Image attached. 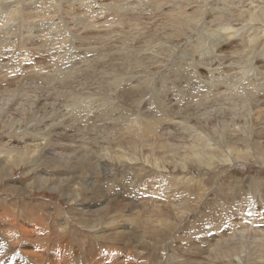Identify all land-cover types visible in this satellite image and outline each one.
<instances>
[{
  "label": "rangeland",
  "instance_id": "obj_1",
  "mask_svg": "<svg viewBox=\"0 0 264 264\" xmlns=\"http://www.w3.org/2000/svg\"><path fill=\"white\" fill-rule=\"evenodd\" d=\"M42 6L46 10L37 13ZM20 11L32 12V18ZM263 17L264 0H0V143L39 140L40 125L28 118L16 125L20 118L13 111H38L44 103L56 127L50 128L48 149L63 160L70 155L69 166L47 171L53 178L62 173L58 182L71 186L68 196L80 192L71 202L59 190L38 187L35 171L25 173L27 163L0 178V264H238L236 255L218 256L213 247L235 245L240 236L242 243L258 241L264 234L257 230L264 228V159L251 150L264 142ZM248 36L256 38L249 42ZM199 46L205 49L200 54ZM20 52L33 54L10 59ZM135 79L151 81L150 88H160L158 96L128 99L124 92L138 87ZM160 98L164 106L157 105ZM140 108L147 117L161 119L165 112L171 120L162 119L157 134L140 139L130 122ZM193 131L200 144L190 142ZM211 142L213 151L232 158L205 164L197 156L210 153ZM227 146L247 155L236 157ZM84 169L86 177L78 178ZM126 178L135 180L134 189H124ZM236 218L243 231L215 236L221 233L215 222L225 231ZM125 225L138 236L108 239ZM245 252L241 264H264V257Z\"/></svg>",
  "mask_w": 264,
  "mask_h": 264
},
{
  "label": "bare ground",
  "instance_id": "obj_2",
  "mask_svg": "<svg viewBox=\"0 0 264 264\" xmlns=\"http://www.w3.org/2000/svg\"><path fill=\"white\" fill-rule=\"evenodd\" d=\"M45 3V2H44ZM27 8H28V6H27ZM30 8V7H29ZM15 10V9H14ZM14 10H13V12H14ZM26 10V9H25ZM44 10H46L45 9V7H39L38 8V10H37V13H41L42 11H44ZM35 11V10H34ZM7 12V11H6ZM10 12V11H9ZM16 12V11H15ZM19 12V11H18ZM21 12V15H22V17L23 18H32L31 16H30V14L32 13V12H29V11H25V13H24V11H20ZM23 12V13H22ZM66 12V11H65ZM58 14V13H57ZM20 15V16H21ZM34 15V14H33ZM27 16V17H26ZM12 17V16H11ZM21 17V18H22ZM36 17V16H35ZM52 17V16H51ZM253 17H255L254 19H256V16L255 15H252V19H253ZM22 18V19H23ZM264 18V17H263ZM192 19V18H191ZM16 20V19H15ZM14 21V20H13ZM186 22H188V25H189V23H190V21L188 20V21H186ZM4 24V23H3ZM60 27V26H59ZM146 28V27H145ZM19 33V32H18ZM184 33V32H183ZM21 34V33H20ZM185 34V33H184ZM258 36V35H257ZM123 37V36H122ZM139 37V36H138ZM249 37V36H248ZM142 38V37H141ZM250 39H249V42H251L252 40H254L256 37L254 36V37H249ZM19 39V38H18ZM131 42V41H130ZM20 43V42H19ZM24 43V42H23ZM107 44V43H106ZM21 46V45H20ZM22 48V47H21ZM128 48V47H127ZM198 48V50H199V54H200V52H204L205 51V49H201L200 50V46L199 47H197ZM123 50V49H122ZM208 51V50H207ZM252 51V49H250L248 52H246L247 54H249L250 52ZM127 52V51H126ZM29 53V56L31 55V54H33V52H25V53H23L24 55H26V54H28ZM108 53V52H107ZM22 54V52H20V53H18L17 54V56H16V54H14V56L13 57H11L10 59L12 60V61H14L15 59L18 61V62H20L21 60H23V59H26L27 57H21V55H23ZM100 55V54H99ZM121 55V54H120ZM140 55H141V53H140ZM28 56V57H29ZM108 56V55H107ZM201 56V55H200ZM10 57V56H9ZM34 57V56H33ZM100 57V56H99ZM57 58V57H56ZM119 58V57H118ZM147 58V57H146ZM254 57H252V59H253ZM9 59V60H10ZM30 59V58H29ZM149 59V58H148ZM200 59H201V57H200ZM118 60V59H117ZM159 60V59H158ZM16 61V62H17ZM115 61V60H114ZM119 61V60H118ZM117 61V62H118ZM122 61V60H121ZM136 61H138V60H136ZM154 61V60H153ZM102 62V61H101ZM105 62V61H104ZM125 62V61H124ZM123 62V63H124ZM127 62V61H126ZM251 62V61H250ZM15 63V62H14ZM114 63V62H113ZM122 63V64H123ZM133 63H135V60H134V62ZM158 63V62H157ZM121 64V65H122ZM138 64V63H137ZM11 65V64H10ZM106 65V64H105ZM124 65V64H123ZM250 65V64H249ZM111 66V65H110ZM114 66H116V65H114ZM113 66V67H114ZM120 66V65H119ZM119 66H117V67H119ZM130 66V65H129ZM140 66V65H139ZM152 66V65H151ZM251 66V65H250ZM10 67V66H9ZM112 67V68H113ZM148 67V66H147ZM246 67V66H245ZM252 67H254L253 65H252ZM108 68V67H107ZM112 68H111V70H112ZM209 68V67H208ZM158 70V69H157ZM62 72V71H61ZM5 73V72H4ZM210 73H212V72H210ZM213 74V73H212ZM86 76V75H85ZM58 77H60V76H58ZM173 77V76H172ZM166 78V77H165ZM140 79V78H139ZM139 79H135L134 80V82L136 83V85L138 86V87H133V88H128L124 93H127L126 94V97L128 98V99H131V100H137V101H139V102H141V100L140 99H143V98H145V96L146 95H148L149 93H152L153 95L155 94L156 96H158V94H157V92H158V89H160V88H158V87H153V88H150L149 86H148V82L150 83L151 81H148V82H146V80H145V82L143 83V82H139V81H137V80H139ZM166 80H167V78H166ZM17 81V80H16ZM141 81V80H140ZM154 81V80H153ZM172 81V80H171ZM246 81V80H245ZM248 81V83L249 84H251V85H254V81H251V79H248L247 80ZM56 82V81H55ZM187 82V81H186ZM185 82V83H186ZM25 83V82H24ZM29 83V82H28ZM96 83V82H95ZM72 84H74V83H72ZM164 84V83H163ZM165 84H166V82H165ZM190 84V83H189ZM237 84V83H236ZM44 85H45V83H44ZM77 85V84H76ZM106 85V84H105ZM139 85H142V86H139ZM155 85V84H154ZM162 85V84H161ZM182 85H184L183 83H182ZM238 85V84H237ZM236 85V86H237ZM37 86V85H36ZM46 86H48V85H46ZM163 86H166V85H163ZM50 87V86H49ZM75 87V86H74ZM73 87V88H74ZM186 87H188V86H186ZM189 88H191V87H189ZM48 89V88H47ZM46 89V90H47ZM49 90V89H48ZM164 90V89H163ZM45 91V90H44ZM59 91V90H58ZM71 91V90H70ZM101 91V90H100ZM102 91H103V89H102ZM105 91V90H104ZM48 92V91H47ZM46 92V93H47ZM53 92V91H52ZM75 92V91H74ZM107 92V91H106ZM112 92V91H111ZM164 92H166V91H164ZM136 93V95H134ZM138 93V94H137ZM42 94V93H41ZM70 94V93H69ZM93 94V93H92ZM96 94H98V93H95L94 95H96ZM163 94V93H162ZM161 94V95H162ZM51 95V94H50ZM86 95V94H85ZM91 95V94H90ZM42 96V95H41ZM83 96H84V94H83ZM87 96V98H88V96H89V94L88 95H86ZM100 96V95H99ZM80 97V96H79ZM78 97V98H79ZM97 96H95L94 98H96ZM148 97V96H147ZM63 98V97H62ZM61 98V99H62ZM86 98V97H85ZM159 98V97H158ZM1 99H3V98H1ZM13 99V98H12ZM56 99V98H55ZM80 99H82V98H80ZM119 99V98H118ZM126 99V98H125ZM44 102L47 100L48 101V97L47 98H45L44 97ZM83 100V99H82ZM94 102H97L98 103V101H95L94 99H92ZM92 100H90L89 102H91V103H93L92 102ZM98 100V99H97ZM100 100V99H99ZM104 100V99H103ZM9 101V100H8ZM35 101H37V100H35ZM39 101V100H38ZM157 101H158V103H157V105H160V106H164V104H166V102L164 101V99H162V98H160V99H157ZM170 101V100H169ZM242 101V100H241ZM53 102V101H52ZM51 102V103H52ZM112 102V101H111ZM118 102V101H117ZM136 102V101H135ZM168 102V101H167ZM26 103V102H25ZM40 103V102H39ZM4 104L5 105H7V101L6 102H4ZM20 104V103H19ZM22 104V103H21ZM170 104V103H169ZM24 105H26V104H23V106ZM28 105V104H27ZM60 105V104H59ZM107 105V104H106ZM138 105V104H137ZM140 105V104H139ZM138 105V106H139ZM36 106V105H35ZM87 106V105H86ZM90 106V105H89ZM144 106V105H143ZM159 106V107H160ZM185 106V105H184ZM7 107L8 108H10V106H8L7 105ZM30 107H32L31 106V104H30ZM83 107H85V106H83ZM140 107V106H139ZM67 108H69L68 106H67ZM71 108H72V106H71ZM31 109V108H30ZM61 109V108H60ZM88 108H85V109H83V111L84 110H87ZM91 109V108H90ZM148 109V108H147ZM80 110H82V109H80ZM160 111H164V109H159ZM176 110V109H175ZM5 110H4V107L3 106H0V113H3ZM12 111V110H11ZM56 112V111H55ZM137 112V111H136ZM217 112V111H216ZM249 112V111H248ZM13 113H14V115H16V117H19L20 118V121L19 122H17V124L16 125H21V124H23L24 122H28L27 121V118L29 119V122H32V123H35V124H37V125H40L39 127H38V129H39V140H37V139H35V138H30L28 141H22V143H19V145L17 144H12L11 145V141L10 140H6L5 141V143H0V178H2V177H5L6 175H8V174H12L13 173V170H14V167L16 166V164H21V163H27L28 165H27V167H28V171L27 172H25V173H30V171H35V173H36V182H37V186L38 187H42V186H47V187H49L51 190H59V192H61V193H64L65 194V197H67V199L69 200V201H71V202H73V201H75L77 198H78V196L80 195V192L78 191V188H77V192L75 193V195H69L68 196V190L67 189H69L71 186L70 185H68V183H67V181L66 180H64V179H62V182H58V180L60 181V179H61V175H62V173L61 174H59V172H58V174H57V176L55 177V178H53V177H51L52 175L51 174H49L48 173V168H47V166H49V167H51L52 168V166H53V168L54 169H59V168H61V167H65V165H66V163H68V161H70V159H68V157L70 156H68V157H65L66 158V160H63V158L62 157H60V156H54L53 155V148L51 147V148H49L48 149V146H49V144H50V142H51V140H50V135H51V131H50V128H53V127H55V123H53L52 121H51V119H49L50 118V116L52 115H50V112H48L47 110H46V108L44 107V103H42L41 104V106L39 107V110L38 111H36V109H31L30 111H28L27 109H26V111L23 109V108H19V111L16 113V108H14V111H13ZM27 113H30V114H27ZM87 113V112H86ZM91 113V112H90ZM139 117L136 115V117H138V118H133L130 122H131V126H136V129H133V132H134V134H138L137 135V137H139L140 139H141V137H143L144 138V140H147V134H149V135H155V134H157V128H158V126H160V125H158V124H160V122H161V120L162 119H165V118H168V120H171V118H169L168 117V115L167 114H165V112H164V114L163 113H161V119L160 118H157L156 116L154 117V115H153V117H147L146 115H143L142 113H144V111H142V108H140L139 109ZM186 113V112H185ZM223 112H221V114H222ZM27 114V115H26ZM81 114V113H80ZM79 113H78V115H80ZM83 114V113H82ZM91 114H93V112L91 113ZM174 114V113H173ZM249 114V113H248ZM68 115V114H67ZM84 115V114H83ZM105 115V114H104ZM133 115V114H132ZM246 115V114H245ZM259 115V114H258ZM53 116V115H52ZM86 116V115H85ZM152 116V115H151ZM89 117H91V115L89 116ZM88 117V118H89ZM244 117H247V116H244ZM53 118V117H52ZM83 118V117H82ZM75 119V118H74ZM253 119V118H252ZM15 120V119H14ZM71 120H73V119H71ZM81 120V119H80ZM128 120V119H127ZM16 121V120H15ZM59 121V120H58ZM88 121V120H87ZM108 121V120H107ZM111 121V120H110ZM50 122H52V123H50ZM71 122V121H70ZM74 122V121H73ZM76 122H77V120H76ZM180 122V121H179ZM61 123V122H60ZM95 123V122H94ZM100 123V122H99ZM102 123V122H101ZM180 123H184V125L186 124V121L185 120H183V121H181ZM188 123V122H187ZM54 124V125H53ZM73 124V123H72ZM77 124V123H76ZM130 124V123H129ZM128 124V125H129ZM33 125V124H32ZM56 126H57V124H56ZM126 126V125H125ZM130 126V125H129ZM247 127V126H246ZM248 127H251V125L249 126L248 125ZM90 128H91V126H90ZM89 128V129H90ZM224 128L226 129V125H224ZM21 129V128H20ZM36 129V128H35ZM55 129H56V127H55ZM79 129H81L80 127H79ZM87 129V128H86ZM126 129V128H125ZM127 129H128V127H127ZM129 130V129H128ZM194 130H197V129H194ZM83 131H84V129H83ZM91 131V130H90ZM132 131V130H131ZM162 131V130H161ZM184 131V130H183ZM187 132V131H186ZM195 132H197V131H195ZM248 132H251L252 133V131L251 130H249L248 129ZM262 132V131H261ZM19 133V132H18ZM20 133H22V132H20ZM84 133V132H83ZM104 133V132H103ZM190 133V132H189ZM192 134H187L188 135V137L190 138V140H192V141H190L191 143H193V144H200L199 142H197V138H195V135L197 136V134L196 133H194V131L193 132H191ZM258 133V132H257ZM85 134V133H84ZM203 134V133H202ZM248 134V133H247ZM259 134H260V131H259ZM12 135V134H11ZM108 135V134H107ZM158 135H159V133H158ZM186 135V134H185ZM193 135V136H192ZM13 136V135H12ZM21 136V134L19 135V137ZM36 136V135H35ZM57 136V135H56ZM163 136V135H162ZM249 136H250V134H249ZM258 136V135H257ZM262 136V135H261ZM9 137V136H8ZM151 137V136H150ZM153 137V136H152ZM180 137V136H179ZM187 136H184V138H186ZM201 137V136H200ZM203 137H205V136H203ZM15 138H16V134H15ZM62 138V137H61ZM121 138V137H120ZM157 138L159 139V137L157 136ZM13 139V138H12ZM225 140H227V139H225ZM250 139H246V142H245V146H247L248 145V141H249ZM203 141V140H202ZM215 141V140H214ZM209 142V141H208ZM139 143H140V141H139ZM158 143V142H157ZM156 143V144H157ZM212 143V142H211ZM23 146H22V145ZM154 144V143H153ZM264 142H262V143H260L259 142V145H255L254 146V148L253 149H251V150H253L254 151V153H255V156L257 157V156H259V157H262V159H264L263 157V155H262V148L264 149ZM158 145V144H157ZM250 145V144H249ZM263 147H262V146ZM118 146V145H117ZM140 145H137L136 147H134V151H136V155L138 154L137 153V151H139V153H140V150H138V149H140V147H139ZM152 146V145H151ZM193 146V145H192ZM200 146V145H199ZM209 146L211 147V148H209L210 149V153L208 152V151H206L207 152V154L205 153V154H201V153H199L198 154V158H200V159H206V163L205 164H207V165H211V164H214L215 162H213L214 161V159L217 157V159L218 158H223L224 157V160H226L225 159V156L227 157V160H228V158H232L230 155L228 156V155H226L225 153H222V150L220 151V152H218V153H220V154H218V153H216L215 151H213V149H214V145H213V143L212 144H210L209 143ZM229 146V145H228ZM226 147L227 149H229L230 151H232V152H235L236 153V157H239V156H241L242 158H244L245 156L244 155H247V154H244L245 152L244 151H242L240 148L238 149V148H236V147H231L230 146V148L229 147ZM87 147V146H86ZM109 147V146H108ZM119 147V146H118ZM121 147V146H120ZM119 147V148H120ZM177 148V147H176ZM179 148V147H178ZM177 148V149H178ZM204 148V147H203ZM18 151H17V150ZM75 149V148H74ZM110 149V148H109ZM136 149V150H135ZM192 149V148H191ZM107 152H109L110 153V155L112 156H114V155H117L116 154V152L114 153L112 150H107V149H105ZM176 150V149H175ZM81 151V150H80ZM126 151H129V150H126L125 148H122L121 147V152H123L124 154L126 153ZM172 151V150H171ZM255 151H257V152H255ZM106 152V153H107ZM130 152V151H129ZM189 152V151H188ZM194 152V151H193ZM200 152V151H199ZM118 153V152H117ZM120 153V152H119ZM128 153V152H127ZM195 156L197 155V153H198V150L197 151H195ZM264 153V152H263ZM61 154H64L63 152L61 153ZM124 154H122V155H120V157H119V155H118V158H121ZM134 154V153H133ZM174 155H176V154H174ZM234 155V154H233ZM87 156H88V154H87ZM125 157H127L129 160H135L134 158H137V157H130V155L128 156V154L127 155H124ZM193 156V155H192ZM244 156V157H243ZM89 157V156H88ZM115 157V156H114ZM117 158V157H116ZM195 158V157H194ZM235 158V157H234ZM80 159V158H79ZM82 159H84V158H81L80 160H81V162L82 161H84V160H82ZM126 159V158H125ZM219 159V161H222V160H220ZM261 159V158H260ZM127 160V159H126ZM28 161H30V162H33L32 163V165H29V163H28ZM128 161V160H127ZM185 161V160H184ZM204 161V160H203ZM130 162V161H129ZM70 163V162H69ZM68 163V164H69ZM78 163V162H77ZM80 164V163H79ZM82 165V164H81ZM87 165H89L88 167H91V166H93V165H95L93 162H90L89 164H87ZM186 165V164H185ZM40 166L41 167H44V171H43V173H40ZM66 166H69V165H66ZM84 166V165H83ZM105 166H107V165H105ZM187 166V165H186ZM185 166V167H186ZM78 167V166H77ZM80 167V166H79ZM184 167V168H185ZM71 168H72V166H71ZM84 168V167H83ZM93 168H94V166H93ZM78 169V168H77ZM108 169V168H107ZM85 170V169H84ZM81 170L80 172H81V175H79L78 176V178H80V177H86V175H87V173H88V171H89V169H87V170ZM95 171H96V173H98V174H96L97 176H100L99 174H100V171L98 170V168H95L94 169ZM106 170V169H105ZM79 171V170H78ZM76 172V171H75ZM139 172H140V174H139V178L141 177V172H142V170L140 169L139 170ZM74 173V172H73ZM10 174V175H11ZM136 174L138 175V173L136 172ZM51 175V176H50ZM95 175V176H96ZM70 176V175H69ZM77 177V176H76ZM127 177V176H126ZM133 177V176H132ZM138 177H134V179H138ZM68 178V177H67ZM101 178V177H100ZM99 178V179H100ZM131 178V177H130ZM84 178H82V180H83ZM98 179V178H97ZM122 179V178H121ZM129 178H126V180L127 181H129V183L127 184V185H124L123 187H124V189L126 188V187H130L131 189H134V187H135V185H131L132 184V182L133 181H135V180H132V179H129ZM71 180V179H70ZM92 180V179H91ZM93 180H95L96 181V178L95 179H93ZM104 180V179H103ZM102 180V181H103ZM109 180V182H110V179H108ZM66 181V182H65ZM99 181V180H98ZM107 181V180H106ZM112 181V180H111ZM171 181V180H170ZM188 181H190V179H188ZM255 181V180H254ZM253 181V182H254ZM94 182V181H93ZM108 182V181H107ZM106 182V183H107ZM108 182V183H109ZM121 182V181H120ZM89 184H90V182H88ZM91 183H92V181H91ZM98 182L96 181V184H97ZM137 184H138V182H136ZM25 184H27V187L29 188V190H30V188H31V185L30 184H28V183H25ZM82 186L84 185L83 183H80ZM87 184V183H86ZM94 184V183H93ZM96 184H95V186H96ZM103 184L105 185V182H103ZM114 184V183H113ZM136 184V185H137ZM81 185H80V187H81ZM108 185V184H107ZM112 185V184H111ZM111 185H110V187H111ZM141 185H142V183H141ZM177 185V184H176ZM189 182L186 184V186L187 187H189ZM91 187H90V189H92L93 187H94V185H90ZM109 186V185H108ZM172 186V185H171ZM79 187V188H80ZM87 187V186H86ZM117 187V186H116ZM119 187V186H118ZM137 187V186H136ZM140 187V186H139ZM162 187H164L165 188V190H164V192H168L169 190L166 188V185H162ZM170 187V186H169ZM25 188V187H24ZM240 188V187H239ZM71 189V188H70ZM95 189V188H94ZM118 189V188H117ZM187 189V188H186ZM186 189H184L183 191H186ZM257 189V188H256ZM81 190V189H80ZM106 190V189H105ZM121 191V190H120ZM133 191V190H132ZM256 191V190H255ZM160 192H162L163 193V189L162 190H160ZM188 192V191H187ZM239 192V191H238ZM189 193H191L190 191H189ZM190 194H185V195H183L182 196V199H180V202H182V201H184V198H186L187 196H189ZM214 196V195H213ZM172 197H174L175 198V196H172ZM191 197V196H190ZM170 198V197H169ZM193 198V197H192ZM192 200V199H191ZM253 200V199H252ZM183 203V202H182ZM189 204V203H188ZM109 205V204H108ZM173 205V204H172ZM98 206V205H97ZM181 206H183L184 207V204L183 205H181ZM186 206V205H185ZM104 207V206H103ZM102 207V208H103ZM106 207H107V205H106ZM105 207V208H106ZM99 208V207H98ZM101 208V207H100ZM104 208V209H105ZM180 208H182V207H180ZM176 209V208H175ZM186 210H188L187 208H185ZM81 210H84V209H81ZM80 210V211H81ZM95 210H98V209H95ZM253 210V209H252ZM260 210V209H259ZM99 211V210H98ZM182 211V210H181ZM254 211H256V210H254ZM31 212V211H30ZM82 212V211H81ZM97 212V211H96ZM238 212V211H237ZM27 213V212H26ZM178 213V212H177ZM240 213V212H239ZM255 213V212H254ZM31 215H37L35 212H32V213H30ZM80 214V213H79ZM161 214H163V213H161ZM258 214V213H257ZM261 215V214H260ZM242 216H244V215H240V219H241V217ZM254 216H256V214L255 215H253V217ZM181 217V216H180ZM121 218V217H120ZM256 218V217H255ZM258 218V217H257ZM261 217H259V219H260ZM263 218V217H262ZM115 219H117V217H115ZM97 220V219H96ZM95 220V221H96ZM263 220H264V218H263ZM233 223L232 224H230L229 226L230 227H228L227 229H225V231L223 230V227L220 229L219 227H220V225L218 226V225H216V224H218L217 222H215V229L216 230H221V233L219 232V233H217V234H215V236H220V237H222V236H226V235H229L230 233H228L227 234V231H230L231 232V230L233 231V230H235L236 232L237 231H243V229H242V227L244 228L245 227V224H240V223H242L241 221H239V219H233V220H231ZM254 221H257V220H254ZM260 220H258V222H259ZM262 221V220H261ZM260 221V222H261ZM78 222H80V221H78ZM107 222H109V221H107ZM114 222V221H113ZM117 222V221H116ZM131 223H133L134 221H130ZM115 223V222H114ZM253 223V222H252ZM256 223V222H255ZM87 225V224H86ZM94 225H96V224H94ZM228 225V224H227ZM240 225V226H239ZM256 225V224H255ZM64 226V225H63ZM93 226V224H91V227ZM126 226V228H124V229H121L120 227H118L119 228V230H116L117 231V234H115L116 232H114L113 234H115V235H108V239H111V240H115V239H118V240H121V241H124V240H126V239H128V238H132V235L133 236H135V237H137L138 235H137V231H136V229L133 227V226H127V225H125ZM233 226V227H232ZM257 226V225H256ZM90 227V226H89ZM90 227V228H91ZM168 227V226H167ZM196 227V226H195ZM198 227V226H197ZM238 227V228H237ZM239 227H241L240 229H239ZM247 227V226H246ZM258 227V226H257ZM175 228V227H174ZM248 228V227H247ZM191 229V228H190ZM239 229V230H238ZM257 229V228H256ZM259 229H261L263 232H264V228H258L257 230H259ZM196 230V229H195ZM194 230V231H195ZM124 231V232H123ZM209 231V230H208ZM206 232H207V230H206ZM126 234V237H123L122 235L123 234ZM235 233V232H234ZM262 235V234H261ZM184 236V235H183ZM214 236V237H215ZM234 237V236H233ZM236 237V236H235ZM99 238V237H98ZM232 238V237H231ZM141 239V238H140ZM143 239V238H142ZM218 239V238H217ZM216 239V240H217ZM226 239V238H225ZM211 240H212V238H211ZM216 240L214 241V242H216ZM223 242L225 243V240H224V237H223ZM250 240H252L251 239V237H250V239H247L246 241H245V239H244V241H245V243L246 242H249V244L247 245V244H245L244 242L242 243V238H241V236H240V238H238L236 241H237V243L235 244V245H233L232 244V241H231V243H229V241H226V243L225 244H223V245H216L215 246V243L213 242L212 244H213V246H215V247H213V251L219 256V254L222 256V257H229V256H231V255H236L237 256V260H238V264H241L243 261H242V258L243 257H241V256H243L241 253H243V252H245V251H249L250 252V254H255L254 256L255 257H258V258H262V257H264V234H263V237H259L257 240L258 241H255L254 239L252 240L253 242H250ZM143 241V240H142ZM199 241H202V240H199ZM125 242V241H124ZM208 242V241H207ZM141 243V242H140ZM149 245V244H148ZM147 245V246H148ZM144 247V246H143ZM218 247V248H217ZM60 248V247H59ZM81 248V247H80ZM154 252V251H153ZM246 253V252H245ZM248 253H246L245 255H247ZM253 256V255H252ZM253 258V257H252ZM251 258V261L252 260H254V259H252ZM257 258V259H258ZM260 258V259H261ZM148 259V258H147ZM249 259H250V256H249ZM244 260V259H243ZM167 261V260H166ZM255 261V260H254ZM122 263V262H121Z\"/></svg>",
  "mask_w": 264,
  "mask_h": 264
}]
</instances>
